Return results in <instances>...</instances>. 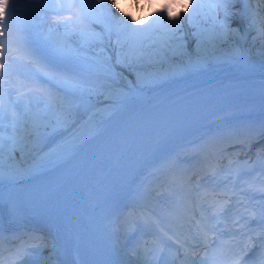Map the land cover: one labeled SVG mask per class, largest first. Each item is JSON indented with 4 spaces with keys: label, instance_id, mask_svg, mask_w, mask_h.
I'll return each mask as SVG.
<instances>
[{
    "label": "snow or ice",
    "instance_id": "1",
    "mask_svg": "<svg viewBox=\"0 0 264 264\" xmlns=\"http://www.w3.org/2000/svg\"><path fill=\"white\" fill-rule=\"evenodd\" d=\"M237 0H96L93 8H99L100 15L106 17L111 23L105 25L106 32L116 35L117 63L125 67L136 77V84L127 80V87L120 83L122 74L115 71V66L105 63L99 53L93 54L94 44L102 42L103 36L99 33L80 29L69 31L65 28L63 33L46 34L40 43L36 38L27 34L17 21V4L15 0H0V77L11 64H5V52L15 45L22 54L35 61L39 68L34 72L35 78L47 83L57 92L74 102L75 107L89 105L93 101L109 116L126 108L133 99L137 88L158 86L162 82L182 76L186 72L203 70L218 50L228 43L230 37L239 34V27L233 29L230 18L234 14L227 7L229 3ZM264 3V0H261ZM126 4L127 7L122 5ZM110 5V7H109ZM223 11V18L218 19L209 30L206 37L202 29L194 21L202 10ZM148 9V14L136 15ZM118 14V15H117ZM239 15H243L240 13ZM249 20L251 27L255 19ZM183 16V20L181 17ZM196 30L193 36L196 41L195 49L189 51L188 43L184 40L182 32L184 21ZM15 26V31H14ZM264 34V29L261 30ZM78 36L79 39H73ZM180 43L173 45V40ZM242 60V54L235 50L234 57ZM126 79V78H125ZM194 92L174 93L154 104L146 113L142 123L130 128L127 124L117 128L116 136L120 142L117 145L121 151L128 150L144 135L158 132L166 125H172V132L178 130L183 118L189 114L194 103ZM4 106L0 100V193L3 191V182L16 185L22 171H33L45 164L57 161H69L76 151L86 143L83 137H69L61 143L54 145L48 151L44 146L50 138L49 129L55 132L63 127L70 126L69 111L58 112L55 104L48 103L41 110L30 112L27 119L20 125L12 124L13 135L5 137L3 132ZM97 113L89 117V134L98 133ZM175 121V123H173ZM7 139L9 162H5V140ZM258 139H264V125ZM115 143L114 140L109 141ZM20 153L17 161L15 153ZM31 157V159H29ZM7 204L12 213L15 212V201H5L0 195V209ZM229 208L227 206L214 210L209 220H215L209 230L217 236L223 231H217L224 221ZM242 219V217L240 218ZM239 226V220L232 222ZM227 227V225H225ZM0 264L3 260L0 259ZM260 264H264V254Z\"/></svg>",
    "mask_w": 264,
    "mask_h": 264
},
{
    "label": "bare ground",
    "instance_id": "2",
    "mask_svg": "<svg viewBox=\"0 0 264 264\" xmlns=\"http://www.w3.org/2000/svg\"><path fill=\"white\" fill-rule=\"evenodd\" d=\"M143 1L144 0H141V3ZM95 2L96 0H76L73 3V8L69 15L60 13L59 8L56 6L52 9H43L42 6L38 4L34 6L31 4L27 6L17 4L16 17L25 32L36 38L37 43H40L44 36L50 31L53 34L57 32L63 33L65 31L63 26L82 25L85 26V28H96L104 32V25L106 24L105 17L97 13L99 8L92 7ZM245 2V11L252 12V14L258 15L259 18L251 27L249 26L244 37L239 40L230 53L212 57L210 63L201 71L186 72L182 76L162 82L158 86L142 89L137 88L128 106L114 115H107L101 109V106L97 105L96 107H99L87 115L76 131V134L72 137H80L83 133L90 135L88 131L89 124L87 122L92 113L96 112L97 115L95 120L99 122L98 133H100L95 136V139L98 137L97 145L103 143L106 138L108 140H106V142H109L116 137V130L118 127L125 124L129 126L132 122H135L133 126L135 127L142 123L146 118V113L151 110L154 104L158 103L164 97L174 93L194 92L196 95L192 97L194 100L190 108L192 111L183 118V122L180 124L177 131H192V133L195 134H192L193 136L186 140L185 143L180 144L178 150L181 155L192 152L199 153L198 149L194 150L196 147H194L191 142L196 145L204 144L206 147L204 153L200 152L204 155V159L202 160V155H200L197 162L189 164L192 166L193 172L198 174V180L190 179V181L187 182L189 188L187 193L195 196L205 193V190H208V188L204 186V182L210 180L206 176L209 174V170H211L216 160L213 158L216 148H222L226 143L233 141L230 139L228 133L238 130L240 134H244V138L247 139L250 136L249 134L253 133L251 130L260 128L264 123V53L250 50L249 48L252 42L249 43L248 39L258 26H263L264 29V9L260 5L261 0H245ZM252 8L255 9V11H252ZM79 15H81L83 19L79 20L76 24H71L70 21L75 23ZM0 39H4V37H0ZM10 49L15 54L14 56L23 55L22 51L15 45ZM237 49L242 54V60L233 58L234 52ZM28 61L32 66L39 67L35 61L29 58ZM20 68L21 69L17 71L13 70L9 78H14L16 73L17 75L25 73L23 70L25 67ZM125 82L126 79L123 76L120 83L125 85ZM132 82L133 85H135L136 79ZM45 84L46 83L43 81L39 82V85ZM207 103H209L207 107H202ZM15 104H17L15 111L19 112L21 107L17 102L12 103L13 106ZM4 120L5 114L3 113V121ZM173 123H175V121ZM164 127H166L167 130L161 131L158 140H154L152 143L176 132L171 131V124ZM260 131L261 130H258V134H260ZM53 146L47 144L44 147V151H48ZM125 151L127 150L121 151L119 147L116 146L97 169L81 197L72 205L70 213L63 215L53 225L49 226L51 234H48V237L51 238L52 242L57 243L59 241H65L69 244L66 264H75L73 262L75 243L79 234L85 227L89 211L107 202L112 197L110 191H104L102 189L100 179L104 178L108 172L115 171V164ZM59 162L61 161L45 164L33 171H22L19 178L39 174ZM199 162L201 163L197 165ZM169 168L171 167L162 166L160 170ZM255 172L257 174L250 176L247 181L248 184L264 186V175L259 176L258 174H260V172ZM182 180L183 178L178 180L176 184L175 182L168 184L157 178L153 181V179H150L148 174H146L141 183L138 184L131 193L140 194L145 202V208L142 210L143 219L135 223L137 229L143 230L146 226L152 225L151 223L153 222L160 223L155 219V213L158 214V216L162 214L160 218H164V221H166L165 225L170 227L174 226L175 229L170 231L180 237L181 246L183 248H188L191 243L203 239V234L207 229V225L214 221V219L209 220L206 215L209 214L212 216L215 207L227 203L233 195L237 194L239 190H242L243 186L240 184L239 186L237 185V188L232 189L224 178H217L212 186L215 187L216 184H219L218 190L221 194L219 197H212L207 200L206 203L210 211H207V209L199 205L201 213L195 215V231L193 234L188 235L180 231L174 222L176 216L183 217V212L179 206H174V198L172 196L174 192L171 188L176 185L179 187L182 186ZM155 185L164 186L167 193L166 191L155 193L153 189ZM226 185L227 188L223 189V186ZM188 198H190V196L187 195L185 200ZM200 198L201 197H198L197 202ZM156 203H163V205L166 203V205H164L161 210L155 212V209H157ZM133 204L134 198L132 196L126 199L124 206L127 207L124 209L121 208L124 215H117L115 218L117 223L123 222L128 218L130 212L128 211V206L131 207ZM152 209L155 213L152 212ZM138 218H140V216H138ZM228 220H238V215L232 213L231 216L228 217ZM160 225L164 228V224ZM159 232L163 233L162 230ZM142 244H146V241H142ZM112 245L117 264H133L132 260H127L123 252L117 249L119 241L115 236ZM52 248L53 244L50 245V249ZM152 248H155L154 245ZM2 255L3 252L0 247V259H2ZM49 255L50 253L47 257ZM152 257L153 256H151V258ZM24 258L26 259V264H55L51 258H47L43 262H40L31 253H26ZM3 264H14V262H12L11 259H3ZM177 264H188V258H179Z\"/></svg>",
    "mask_w": 264,
    "mask_h": 264
},
{
    "label": "rangeland",
    "instance_id": "3",
    "mask_svg": "<svg viewBox=\"0 0 264 264\" xmlns=\"http://www.w3.org/2000/svg\"><path fill=\"white\" fill-rule=\"evenodd\" d=\"M187 0H184V2H186ZM144 2V1H143ZM142 2V3H143ZM230 4V3H229ZM260 5H261V7L264 9V3H260ZM223 6V5H222ZM224 7V6H223ZM227 7H229L230 9H231V12L234 14L233 16H231V18H230V23H231V26H232V28L233 29H235V28H237V27H239V29H240V32H239V34L238 35H236L235 33H233V37H234V40H235V42H234V45H233V47L239 42V40L241 39V38H243L244 37V34H245V32L248 30V28H249V24L248 25H246V26H242L241 24H240V22L239 21H237L238 20V15H239V10L237 11V9H236V7H235V4H232V5H227ZM252 11H255V9H253L252 8ZM141 14V13H140ZM143 15H147L148 14V9H144V11H143V13H142ZM118 15V14H117ZM138 16H140V15H138ZM249 16V18H253V15H249V14H243V17H244V19L246 18V17H248ZM223 18V16L222 17H220V19H222ZM259 18V16L258 15H254V19H255V21L257 20ZM106 22H107V24H110L111 22L106 18ZM72 30H80V29H83V30H85V31H88V32H91V33H93V34H95L94 32L96 31V30H91V29H85V28H80V27H78V28H71ZM263 29V26H258L257 28H256V30H255V32L253 33V34H251L250 35V37L248 38L249 39V43L250 42H252V44H251V46H250V50H253V51H256V52H260V53H264V34H262L261 33V30ZM184 34H188V32L186 31V33H184ZM109 35V34H108ZM113 35H115V33H113V34H111V35H109L110 37H112ZM75 39H79V37L78 36H76V38ZM257 41H260L259 43L257 42ZM263 41V42H262ZM187 43H188V49H189V51H193L194 49H195V42L192 40V38L191 37H189L188 39H187V41H186ZM262 42V43H261ZM248 43V44H249ZM233 47L231 48V49H229V50H223V49H220V50H218L217 51V53H216V55L215 56H218V55H222V54H228V53H230V51L233 49ZM93 54H95L94 52H93ZM101 53H99V55H100ZM214 56V57H215ZM100 58L105 62V63H109V61H108V58L106 57H103L102 55H100ZM110 64L111 65H113V66H115V71L117 72V73H120V74H122L121 76H120V80L123 78V76L126 78V82H127V80H131V81H133L134 79H136V77H135V75L134 74H132L130 71H127V72H123L122 70V68L119 66V64L118 63H116V62H114L112 59H111V61H110ZM57 94L60 96V100H61V102H63L64 103V105L60 108V110H59V112H62V111H69L70 113H71V115H70V117L72 116V117H75V116H77L78 115V110L80 109V108H82V106L79 108V109H75L74 107L72 108V110L71 109H69L68 107L69 106H72V105H74L75 106V104H74V102L73 101H71V99L70 98H67V97H65L62 93H60V92H57ZM49 102H52V101H49ZM77 112V113H76ZM71 119V118H70ZM82 120H83V117L82 116H80V117H76V119L70 124V126L67 128V130H65V131H60V130H57V131H55L54 133H52L54 136H59V135H61V133H69L68 131H69V129H70V131L71 132H75L76 131V129L78 128V126L81 124V122H82ZM70 132V133H71ZM10 135H13V134H10ZM9 135V136H10ZM234 171V168L233 167H231L230 169H229V177L232 175V172ZM43 252H44V254L43 255H46L47 253L46 252H48V250L47 249H44L43 250ZM42 252V253H43ZM42 256H40V255H38V258H41ZM133 257H131V258H127V260H132V263L133 264H142V261L140 262V263H138V262H135V261H133V259H132ZM145 264V263H144ZM147 264V263H146Z\"/></svg>",
    "mask_w": 264,
    "mask_h": 264
},
{
    "label": "trees",
    "instance_id": "4",
    "mask_svg": "<svg viewBox=\"0 0 264 264\" xmlns=\"http://www.w3.org/2000/svg\"><path fill=\"white\" fill-rule=\"evenodd\" d=\"M217 22V19H216V21L215 20H212L211 19V17H210V15L208 14V15H201V14H199L196 18H195V21H194V23L198 26V27H200L203 31H202V35H203V37H206L208 34H209V30L211 29V27H212V25L214 24V23H216ZM188 33H189V35L187 36L186 34H183V31H184V28L182 29V32L180 33V34H178V35H183V37H184V40L185 41H187V39L189 38V37H191L192 38V40L195 42V44H196V41H195V38H194V36H193V32L196 30L193 26H191V25H189V23H188ZM234 42H235V40H234V37L233 36H231L230 37V39H229V41H228V43L227 44H225L221 49H223V50H229V49H231L232 47H233V45H234ZM258 42V41H257ZM263 42V41H262ZM261 42V43H262ZM173 45H175V44H177V43H180V41H178V40H173ZM259 43V42H258ZM106 45V44H105ZM101 49H103V48H97V50H101ZM102 52H104V54H106V55H108L109 53H108V51L107 50H104L103 49V51ZM112 52H113V54H114V57H115V59H116V61L118 60V57H117V46L114 44V43H112ZM19 154L20 155V153L19 152H16L15 154Z\"/></svg>",
    "mask_w": 264,
    "mask_h": 264
},
{
    "label": "clouds",
    "instance_id": "5",
    "mask_svg": "<svg viewBox=\"0 0 264 264\" xmlns=\"http://www.w3.org/2000/svg\"><path fill=\"white\" fill-rule=\"evenodd\" d=\"M122 6H123V7H125V8L127 7V5H126V4H124V5H122Z\"/></svg>",
    "mask_w": 264,
    "mask_h": 264
}]
</instances>
